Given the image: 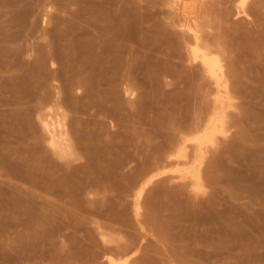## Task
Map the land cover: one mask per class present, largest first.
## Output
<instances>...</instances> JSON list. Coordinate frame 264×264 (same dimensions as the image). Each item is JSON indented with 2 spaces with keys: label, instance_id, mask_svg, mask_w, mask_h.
I'll list each match as a JSON object with an SVG mask.
<instances>
[{
  "label": "rangeland",
  "instance_id": "rangeland-1",
  "mask_svg": "<svg viewBox=\"0 0 264 264\" xmlns=\"http://www.w3.org/2000/svg\"><path fill=\"white\" fill-rule=\"evenodd\" d=\"M184 4L0 0V264H264V0ZM184 24L216 44L221 89L173 42Z\"/></svg>",
  "mask_w": 264,
  "mask_h": 264
},
{
  "label": "bare ground",
  "instance_id": "bare-ground-1",
  "mask_svg": "<svg viewBox=\"0 0 264 264\" xmlns=\"http://www.w3.org/2000/svg\"><path fill=\"white\" fill-rule=\"evenodd\" d=\"M171 1H172V4L175 5L181 12H183L184 15H187L189 13V11L191 10L190 6H187L184 4V0H171ZM245 1H247V0H242L243 3ZM178 29L181 32L179 34L180 39L177 41L173 40V42L176 43L177 46L183 48L187 52L188 62L196 64V65L197 64L200 65V67L203 71L202 74L206 75V76L202 75L203 78L205 77L207 81H208L207 78H209L210 83H211V80H212V82L214 81L215 86H214V84H213V86L215 88L217 87L218 89H221L222 88L221 81L223 80L222 76L224 73L223 72L224 67L222 65V60H221L220 56L218 57V55L214 53L213 48H215L216 44L213 45L212 43H210V41L203 39L200 35V32L198 30L197 25L184 24V25L179 26ZM169 38H171V37H169ZM170 40H172V39H170ZM217 47H219V44ZM216 94H218V93H215V91H214V95H216ZM224 96H226V95H224ZM209 97H210V99H212L211 95ZM217 101H218V103L216 102L217 104L216 103L215 104L220 105L221 106V107L219 106L220 109L217 108V110L215 112H213L214 114L211 113L213 115L210 117L209 121L207 119L208 123L206 126H205L206 123L205 122L203 123L204 125L202 126V129L200 128L201 126H200V123H198L199 122V120H198L197 124H199V126H196V128H195V129H197V130H195V132H196L195 135L197 136V134L200 133L199 128H200V130H203V129L204 130L200 134H198V137H196L193 140L194 144L192 142H190L191 144L196 146L195 149H197V151H199L200 153H203L202 150L206 146L212 145L215 142L216 138L219 135L223 134L222 130H223L224 118H225V115H224L225 113L223 112V108H222V102L223 101L221 103H219L220 99H218ZM213 105H214V102H213ZM213 105H212V107H214L216 109V107ZM50 111L54 112V110H51V109H50ZM211 112H212V108H211ZM52 113H50L51 115L48 114L49 118L47 120L46 119H44V121L42 120V122H43L42 128L44 129V132L49 137V139L47 141L49 149L54 154V156H56L58 160L59 159L62 160V162L63 161H70V160L74 161L73 159L76 158L77 156L75 155V153L73 151L72 145H70L71 143H70L69 138H68L69 137L68 136L69 134H67L68 132L64 131V128L66 126L65 125L66 123H64V122L66 120H63L64 122L61 121L62 119L60 120V118H62L64 116V114L62 117L57 116L58 118H54V117H56L55 116L56 114L53 113V115H54V117H53ZM57 115H59V114H57ZM208 118H209V116H208ZM63 119H65V116L63 117ZM204 126H205V128H203ZM197 131H198V133H197ZM185 145H183L184 146V149H183L184 153L186 152L185 151V149H186ZM181 152H182V149H181ZM184 153L180 154L179 157H183ZM195 153H196V151H195ZM185 155H186V153H185ZM172 158H173V156H172ZM185 158H186V156H185ZM195 169L196 168H194V171L192 169H191L192 171H190V169H189L188 174L193 180L199 181V179H200V176H199L200 174L198 173L199 170L196 171ZM158 177H159V175H156V176L150 178V180L146 183V185L143 187V189L139 192L138 199H140L142 197L144 190L148 186L152 185L153 182H155L157 179H159ZM109 246L110 245L107 246V249L109 248ZM105 249H106V247H105ZM105 251H103V252H105ZM93 256H95V255L93 254ZM106 262L108 264H127V261H119V260H117L111 256L107 257Z\"/></svg>",
  "mask_w": 264,
  "mask_h": 264
}]
</instances>
